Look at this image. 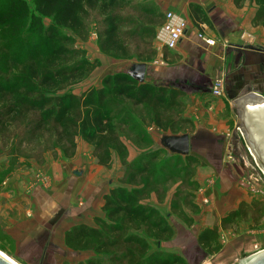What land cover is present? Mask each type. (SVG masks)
I'll list each match as a JSON object with an SVG mask.
<instances>
[{
    "label": "trees",
    "instance_id": "1",
    "mask_svg": "<svg viewBox=\"0 0 264 264\" xmlns=\"http://www.w3.org/2000/svg\"><path fill=\"white\" fill-rule=\"evenodd\" d=\"M128 1L33 0L32 4L36 15L50 18L53 25L67 27L79 36L87 35L88 22L95 18L98 46L102 53L118 59L133 57L145 64L146 59L155 56L152 42L164 15L157 27L137 24L130 16L121 15L120 10ZM254 3L258 6L256 19H263L264 0H254ZM190 8L195 22H206L205 16L199 15L197 6L190 5ZM28 10L23 0H0V28L10 25L17 17L27 15ZM147 13L151 11L147 10ZM160 15L157 13V17ZM30 19V27L39 22L35 15ZM124 25H128L127 32L121 31ZM52 30L53 27L50 28L51 33ZM143 37H147L145 42ZM50 39L52 37L47 39V44ZM129 42L144 48L132 53ZM9 47L5 45L4 49ZM57 52L51 49L50 55ZM5 59V56L0 57L1 62ZM16 60L14 55L13 61ZM28 60L33 61L31 56ZM76 71L75 67H55L46 63L40 66L24 64L15 70L0 65V143L5 147L11 145L6 155H23L41 164L46 152L59 149L64 159H70L75 153L76 138L81 137L91 147L96 163L107 166L112 152L120 154L124 150L121 128L117 126L123 127L126 122L121 117L112 123L114 114L108 110L114 99L125 100L135 108H145L150 112L149 124L162 132L178 134L174 129L175 118L167 109L180 105L185 90L174 85H155L146 80L139 83L125 71L107 76L100 88L88 89L79 96L63 92L70 85L63 83L74 77ZM162 154L150 152L133 162L123 163L125 170L119 185L110 189L103 198L101 209L104 218H94L95 227L85 224L72 227L65 233V247L74 252L91 250L96 254H110L118 264L124 259L126 264H168L167 260H158L157 254H147L148 244L144 237L169 241L172 236L166 218L145 203L151 195H158L162 183L174 178L163 173L169 169L171 159L162 164L157 162ZM185 160L188 166L198 164L197 158L190 153L185 155ZM188 168L185 167L186 173L190 171ZM173 199L175 193L170 201L172 213L176 206ZM250 206L241 203L237 210L221 220V227L231 224ZM215 234V230L202 231L197 237L198 244L210 246Z\"/></svg>",
    "mask_w": 264,
    "mask_h": 264
},
{
    "label": "rangeland",
    "instance_id": "2",
    "mask_svg": "<svg viewBox=\"0 0 264 264\" xmlns=\"http://www.w3.org/2000/svg\"><path fill=\"white\" fill-rule=\"evenodd\" d=\"M23 1L29 8L27 15L17 17L10 25H5L0 28V57H6L4 62L0 61V65L7 66L12 70L29 63H33L35 66L46 63L48 66L55 67H75L77 71L74 77L65 80L63 83L70 84L63 92H71L79 96L88 89L100 88L103 79L107 76L125 72L133 64H142L133 57L129 59H118L102 53L98 46L97 22L95 18H91L88 22L87 35L82 36V34L79 36L77 32L67 27L53 25L50 18L36 15L32 4L33 0ZM234 1L236 6L245 4L248 14V19L245 22V32L249 34L252 42H256L260 48L264 49V18L259 20L255 17L258 6L254 3V0ZM164 2L168 4L169 0H129L128 4L120 10L122 12L121 15L130 16L137 24L156 26L160 20L162 21L164 13L159 6ZM147 10H150L151 13H147ZM157 13L161 14L160 17H157ZM31 15H35L39 20L32 27H30ZM198 23L195 24L192 22V27L199 28L200 26H205L206 30L212 29V24L207 19L206 22L199 20ZM51 27H53L52 33L50 32ZM127 28L128 25H124L121 31L127 32L125 31ZM49 37H52V39L47 44L46 41ZM143 38V42H145L147 37ZM125 40L129 41L128 38ZM5 45L10 46L8 50L4 49ZM152 46L156 52L155 56L146 59L145 64L150 68L152 73L156 71L159 76L155 78L156 75H154L153 82L148 78H146V81L155 85H174L191 93L196 87L188 82L190 77L186 74L187 70L179 71L173 68L175 59L166 61V55L168 53L166 54L165 52L162 63L159 60V52L156 50L154 40ZM143 48L142 45L136 47L130 43L132 53H137L143 50ZM51 49L53 51L58 50L59 52L50 55ZM14 55L17 58L16 62L13 61ZM29 56L32 57L33 61L28 60ZM157 61H161L159 63L160 65ZM155 62L157 63L155 64ZM194 73L197 74V72ZM180 77H182L184 83L179 81L181 80ZM213 79L208 82L209 85H205L206 87L202 89L203 93H208L207 87L210 88ZM194 80L193 83L203 81L198 77ZM238 94H234L235 96L233 95L231 98L234 100ZM262 97L264 98V94ZM223 98H226V88ZM184 105L185 103L182 101L179 106L169 108L167 111L175 118L174 129L177 130V133H192L195 131V128L188 119L183 118ZM234 105L235 102H232V105L230 103V106L228 105L226 107L225 112L226 118L229 117V131L225 141L226 145L229 146L227 154H231L234 157L240 155L245 156V166L248 168L249 174L256 181L252 180V183L248 184L246 181L241 183L249 191L248 195L251 199L248 205L251 204V206L244 209L243 215L239 216L231 224L225 227H221V225L220 227L212 226L211 228L215 230L216 234L210 246L207 247H197L195 245L199 234L208 229H203V226H201V230L197 234V227H194L195 222L198 221L204 224L205 220H210L207 224H213L208 213V216H201L203 209L196 199L199 191L197 175L199 176L202 173L201 170L199 171V161L197 165L188 166L185 156L176 155L161 147L160 138L167 135L172 136L173 134H170L168 131L162 132L152 124H149L150 112L145 108L132 107L122 99H114L111 106L108 107V110L114 114L112 123L115 124L121 117L124 118L123 122H126L123 127L117 126V128H121L120 136L124 150L120 154L112 152L109 164L105 167L102 166L101 182L99 183L102 184L101 188L104 190L109 188L110 190L117 187L121 174L125 170L123 163L133 162L140 155L159 151L163 153L157 161L159 164L171 159L169 169L163 171V173L169 175L170 178H174L162 183L159 187L160 191L158 195H151L145 202L149 205L152 203L155 204L154 208H157L160 214L166 218L172 229V236L169 241H157L144 236L148 244L147 254H157V257H159L158 260H167L168 264H238L242 259L264 249H253L254 243H257L255 239L264 235V172L253 161L254 158L248 148L245 135L239 127V117L236 115ZM189 137L191 138V149L193 148L190 154L198 159L200 158L198 154L205 153V149L206 151L208 149L209 152L217 154V148L224 143L222 137L204 134L191 135ZM77 146L80 149L88 147V150L92 154L91 147L81 137L76 138ZM6 147L5 153L0 154V164L2 163L5 169L4 175L11 174L16 168H21L24 172L28 173L31 170L33 171L35 166L43 165L45 162L65 160L59 149H53L46 152L43 155V162L38 164L35 160L26 158L23 155H6L11 145H7ZM6 147L0 143V152ZM30 154H34V151H30ZM93 160V164L96 165L95 159ZM97 166L100 167L98 164ZM236 166L241 172L240 164ZM185 167H189L188 170H192V172L189 171L186 173ZM174 193L175 199H173V202H175L176 206H174L175 210L172 213L170 201ZM157 198H160V200H157ZM102 218H104V215ZM139 234L143 235L142 232H139ZM48 249V252L42 256L40 250L35 249L30 254L26 247L23 249L24 255L19 257V250H17L14 244L0 235V251L18 264H91V262L97 264H118L111 259L110 254H96L91 250L74 252L68 248H66L68 249L67 251L59 248L52 249V247ZM121 264H126V260L124 259Z\"/></svg>",
    "mask_w": 264,
    "mask_h": 264
},
{
    "label": "crops",
    "instance_id": "3",
    "mask_svg": "<svg viewBox=\"0 0 264 264\" xmlns=\"http://www.w3.org/2000/svg\"><path fill=\"white\" fill-rule=\"evenodd\" d=\"M234 2L169 0L168 4L164 2L159 6L163 13L171 11L188 22L185 36L177 48L173 51L163 50L158 55L159 59L163 63L164 52L168 53L166 61L175 59L172 67L179 71L187 70L186 74L190 77L188 82L196 87L182 98L185 103L183 118L191 122L195 131L173 135L204 134L222 137L224 142L217 148V154L208 149L198 154L199 171L202 173L197 175L199 191L196 199L203 209L201 216H208V213L213 224H207L210 220H205L204 224L195 222L197 234L201 226L209 230L214 225L220 227L224 217L237 210L241 203L248 205L251 199L249 191L241 184L243 178L237 166L225 161L229 150L225 143L229 117L226 118L225 112L226 107L234 103L231 96L238 94L245 86L263 96L264 49L252 42L245 32L248 19L245 4L236 6ZM190 5L197 6L199 15L201 13L211 22L212 29H207L205 34L215 40L213 46H206L197 38L201 29L192 27V22H198H195ZM219 74L225 79L226 98L211 97L209 87L207 94L202 92L208 82ZM154 75L155 78L159 76L149 68L147 78L151 82ZM197 77L203 81L193 83ZM180 78L179 81L184 83ZM93 159L88 147L80 149L77 146L72 158L45 162L28 173L16 168L11 174L4 175L5 169L0 164V235L14 244L19 250V257L24 255L23 249L26 247L30 254L35 249L40 250L42 256L50 247L67 251L64 244L67 231L79 224L95 227L94 218L103 217V198L109 188H101L102 184L99 183L103 168L93 164ZM150 205L155 207L153 203ZM255 242L253 249L264 248V235L257 237ZM195 245L201 246L197 239Z\"/></svg>",
    "mask_w": 264,
    "mask_h": 264
},
{
    "label": "water",
    "instance_id": "4",
    "mask_svg": "<svg viewBox=\"0 0 264 264\" xmlns=\"http://www.w3.org/2000/svg\"><path fill=\"white\" fill-rule=\"evenodd\" d=\"M126 72L137 82L143 83L148 74L149 68L146 64H133ZM264 98L253 91L251 87L245 86L240 90L234 99L236 104V115L239 117V127L244 133L248 148L253 155L257 165L264 171V140L259 141L258 132L254 129L251 111L262 109ZM161 147L168 151L182 156L188 155L191 151V138L188 135L162 136L160 138ZM0 264H5L0 257ZM238 264H264V249L242 259Z\"/></svg>",
    "mask_w": 264,
    "mask_h": 264
},
{
    "label": "built area",
    "instance_id": "5",
    "mask_svg": "<svg viewBox=\"0 0 264 264\" xmlns=\"http://www.w3.org/2000/svg\"><path fill=\"white\" fill-rule=\"evenodd\" d=\"M188 27V22L181 16H177L171 11L164 13L163 22L157 28L154 43L156 50L161 54L163 50L173 51L177 48L178 44L181 42L185 36L186 30ZM201 31L197 33V38L206 46H213L215 40L213 38H208L205 34L206 27L200 26ZM159 60L162 61L160 58ZM161 61H157L158 64ZM155 62V64L157 63ZM210 94L214 98H223L225 91V79L224 76L219 74L216 78L213 79L212 85L209 88ZM226 163L230 165L240 164L243 182L252 183L256 181L249 174L248 168L245 166L246 158L243 155L234 157L231 154H227L225 158ZM255 162V160H253ZM257 166V165H256ZM244 173V174H243Z\"/></svg>",
    "mask_w": 264,
    "mask_h": 264
},
{
    "label": "bare ground",
    "instance_id": "6",
    "mask_svg": "<svg viewBox=\"0 0 264 264\" xmlns=\"http://www.w3.org/2000/svg\"><path fill=\"white\" fill-rule=\"evenodd\" d=\"M261 102L263 103L262 109H257V110L251 111L254 129L258 132L259 141L264 140V100ZM0 257L4 260L5 264H18L17 262H15L13 259H11L7 255H5L1 251H0ZM246 258H244V259H246Z\"/></svg>",
    "mask_w": 264,
    "mask_h": 264
}]
</instances>
